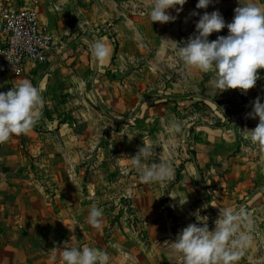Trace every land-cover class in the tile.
<instances>
[{
    "label": "rangeland",
    "instance_id": "obj_1",
    "mask_svg": "<svg viewBox=\"0 0 264 264\" xmlns=\"http://www.w3.org/2000/svg\"><path fill=\"white\" fill-rule=\"evenodd\" d=\"M256 2L264 6V0ZM197 3L187 0L179 13L175 8L168 10L176 20L161 24L151 22L152 0H0V27L8 8L38 10L54 34V47L47 64L35 65L33 74H40L41 79V69L53 67L45 80L49 94L81 100L83 118L66 121L64 117L63 122L69 128L80 125L79 139L88 146L79 163L69 167L72 176L80 179L79 185L68 187L71 193H84L85 216L78 223L82 232L77 239L78 231L62 221L67 213L56 212V247L63 248L70 237L109 255L119 253V262L115 257L112 264H182L168 243L188 224L196 223L197 210L208 217L212 230L219 208H243L252 214V243L238 264H264V150L252 145L242 132L259 123L258 117L247 114L258 96L264 103V69L258 70L256 86L241 94L232 89L219 92L213 73L187 67L172 41L184 46L205 12L218 10L231 23L234 9L240 6L238 0H212L206 9H197ZM194 11L199 15H191ZM227 34L225 28L208 39ZM96 40H103L109 55L95 73L92 45ZM72 65L80 79L74 87H66L63 78L73 74ZM3 71L8 91L24 73ZM173 119L183 125L182 134L170 133ZM143 140L151 146L144 163L171 161L173 165V179L165 187L140 182L139 173L130 166ZM58 157L53 175L63 178L69 171ZM63 187H53L56 205L63 203ZM93 204L103 210L99 228L87 222ZM115 241L124 245L115 246ZM54 261L63 264L59 251Z\"/></svg>",
    "mask_w": 264,
    "mask_h": 264
},
{
    "label": "clouds",
    "instance_id": "obj_2",
    "mask_svg": "<svg viewBox=\"0 0 264 264\" xmlns=\"http://www.w3.org/2000/svg\"><path fill=\"white\" fill-rule=\"evenodd\" d=\"M186 2L152 0L149 12L151 22H174L176 17L168 10L175 8L179 13ZM210 3L212 0H198L196 8L206 9ZM238 3L240 6L234 9L231 23H226L218 10L205 12L195 24L196 32L184 42V46L172 42L177 45L176 55L187 67L204 74H214L213 82L219 92L232 89L246 94L260 79L258 70L264 69V6L256 0H248L247 3L238 0ZM191 15L199 13L194 11ZM225 28L228 29L226 36L209 41L211 34ZM92 54L97 60L108 57L109 49L103 40L93 43ZM44 103L41 90L27 80L6 93L0 92V144L9 142L13 136L29 134L39 122ZM247 115L252 119L258 117L259 123L254 129L245 128L242 132L252 145L264 150V103L260 102L259 96L252 102V112ZM168 128L172 134L183 133V125L175 119L169 122ZM150 155L151 146L143 140V147L131 156L130 166L139 173L140 182L146 185L158 183L165 187L173 179V165L171 161H164L149 166L144 161ZM194 215L196 223L188 224L174 241L168 243L171 251L181 257L182 264H238L244 250L252 243V214L243 208L238 211L219 208L212 230L209 229L207 216L200 215L199 210ZM102 216L103 210L93 204L87 222L99 228ZM53 250L60 252L63 264H110L111 261L105 250L95 247L78 248L65 242L63 248L54 247Z\"/></svg>",
    "mask_w": 264,
    "mask_h": 264
},
{
    "label": "crops",
    "instance_id": "obj_3",
    "mask_svg": "<svg viewBox=\"0 0 264 264\" xmlns=\"http://www.w3.org/2000/svg\"><path fill=\"white\" fill-rule=\"evenodd\" d=\"M39 16L42 22H45L40 14ZM65 50L69 51L68 47ZM100 61L96 58L95 73L100 67ZM45 64L47 62L42 65ZM47 67L41 69L44 76L40 79V74H33L35 64L29 63L24 73L14 80L17 86L23 79L32 77L31 83H35L41 90L45 103L39 122L29 134L13 136L9 142L0 144V264H53L55 262L53 248L56 247L54 239L56 212L67 213L68 218L62 221L78 231L77 239L82 232L79 224L81 218L85 216V208L82 205V197L85 195L79 191L71 193L68 190L70 186H78L80 180L75 175L72 176L69 167L79 163L78 159L88 146L79 139L80 125L69 128L65 127L66 124L63 122L64 117L68 118L66 121L83 118L78 106L81 100L75 96H69L65 100L59 96L56 99L52 92L50 95L45 80L53 67L49 69ZM2 69L0 63V92L6 93L9 83ZM70 70L73 74L63 78L66 87H74L80 79L76 67L73 68L72 65ZM65 130L75 138V141H70L68 136L64 135L67 133ZM55 156H59L60 162L68 168V178L66 175L63 178L53 175ZM56 184L64 186L62 192L58 191L62 194L60 201H63L58 205L53 189ZM65 242L72 247L87 246V243H78L76 238L69 237ZM113 245L119 247L124 244L115 241ZM110 257L111 264L115 257L119 262V253L114 256L111 254Z\"/></svg>",
    "mask_w": 264,
    "mask_h": 264
},
{
    "label": "built area",
    "instance_id": "obj_4",
    "mask_svg": "<svg viewBox=\"0 0 264 264\" xmlns=\"http://www.w3.org/2000/svg\"><path fill=\"white\" fill-rule=\"evenodd\" d=\"M0 63L4 70L21 75L29 63L42 65L54 47V34L33 7H11L2 14Z\"/></svg>",
    "mask_w": 264,
    "mask_h": 264
}]
</instances>
